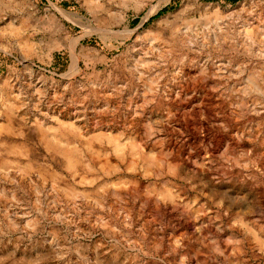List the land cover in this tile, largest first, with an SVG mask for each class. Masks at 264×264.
<instances>
[{"label":"rangeland","instance_id":"rangeland-1","mask_svg":"<svg viewBox=\"0 0 264 264\" xmlns=\"http://www.w3.org/2000/svg\"><path fill=\"white\" fill-rule=\"evenodd\" d=\"M0 264H264V0H0Z\"/></svg>","mask_w":264,"mask_h":264},{"label":"bare ground","instance_id":"bare-ground-1","mask_svg":"<svg viewBox=\"0 0 264 264\" xmlns=\"http://www.w3.org/2000/svg\"><path fill=\"white\" fill-rule=\"evenodd\" d=\"M211 113V112H210ZM207 114V113H206ZM208 120V119H207ZM184 123V122H183ZM185 124V123H184ZM203 125V124H202ZM187 126V125H186ZM226 126V125H225ZM166 129V131H167V128H165ZM221 133V132H220ZM169 134V133H168ZM220 135V134H219ZM225 135V134H224ZM173 137V136H172ZM172 137H168V144H169V146L171 147V148H173V150H176L175 151V153L173 154V158H174V160L176 161V163L179 165V166H181V167H184V165H185V162H187V161H189L191 158H190V156H186V154H189L187 151L184 153V150L183 149H181V148H179L178 146H177V142H176V140L175 139H172ZM257 137V136H256ZM210 138V137H209ZM229 138V137H228ZM231 139V138H230ZM223 140V139H222ZM232 141V140H231ZM233 142V141H232ZM239 143V142H238ZM223 144V143H222ZM241 144V143H240ZM188 145V144H187ZM210 145V144H209ZM213 146V145H212ZM214 147V146H213ZM220 147V146H219ZM184 148V147H183ZM186 149V148H185ZM212 150H213V148H212ZM218 150V149H217ZM173 152V151H172ZM210 152H211V150H210ZM187 164V163H186ZM205 165H207L206 163H201V164H198L197 165V167H196V169H194V171L197 173V174H204L205 172H213V174L214 173H216V174H220L221 176H220V183L221 184H226V183H228L229 182V179H236L235 181H238V179H239V177L237 176V174H236V177L235 178H233V176L231 175L230 177H226V175L229 173L227 170H224V169H214L211 165H208V169H205L204 168V166ZM211 170V171H210ZM211 172V173H212ZM208 174V173H207ZM230 174H231V172H230ZM229 174V175H230ZM229 178V179H228ZM233 181V180H232Z\"/></svg>","mask_w":264,"mask_h":264},{"label":"trees","instance_id":"trees-1","mask_svg":"<svg viewBox=\"0 0 264 264\" xmlns=\"http://www.w3.org/2000/svg\"><path fill=\"white\" fill-rule=\"evenodd\" d=\"M233 1H237V0H233ZM166 8H164L163 10H161V13L165 12Z\"/></svg>","mask_w":264,"mask_h":264}]
</instances>
